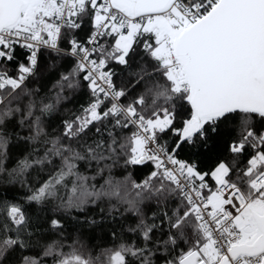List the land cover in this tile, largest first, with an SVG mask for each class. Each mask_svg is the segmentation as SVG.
<instances>
[{
  "label": "snow or ice",
  "instance_id": "obj_1",
  "mask_svg": "<svg viewBox=\"0 0 264 264\" xmlns=\"http://www.w3.org/2000/svg\"><path fill=\"white\" fill-rule=\"evenodd\" d=\"M0 264H264V0H0Z\"/></svg>",
  "mask_w": 264,
  "mask_h": 264
}]
</instances>
